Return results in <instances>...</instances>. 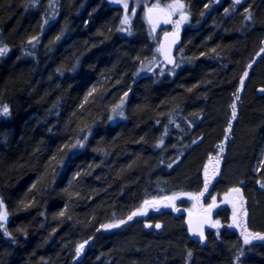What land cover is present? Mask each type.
Listing matches in <instances>:
<instances>
[{"label":"trees","instance_id":"1","mask_svg":"<svg viewBox=\"0 0 264 264\" xmlns=\"http://www.w3.org/2000/svg\"><path fill=\"white\" fill-rule=\"evenodd\" d=\"M126 2L0 0V264H264V243L225 232L191 242L182 215L128 219L203 192L222 146L205 200L238 188L248 231L264 235V176L253 172L264 0H180L188 24L171 76H136L151 46L139 19L122 33ZM119 100L125 118L111 124Z\"/></svg>","mask_w":264,"mask_h":264},{"label":"rangeland","instance_id":"2","mask_svg":"<svg viewBox=\"0 0 264 264\" xmlns=\"http://www.w3.org/2000/svg\"><path fill=\"white\" fill-rule=\"evenodd\" d=\"M134 2V8L131 11L130 15L124 17L127 18L128 23L122 24L123 29L122 33L125 36H133V24L136 20H140V23L143 25L144 35L147 37L150 42V48L147 46V50H149V59L140 63L136 76L141 75H154L159 74L163 75L167 73L168 75H173L174 70L168 69L166 64L162 61L159 51H158V41L160 37V33L158 31L149 27L144 20V12L147 9H159L166 15H168L171 19V31L181 32L183 28L188 24V19L184 15V10L179 7H175V0H131ZM156 5V7H153ZM168 5H173V8H169ZM123 19V20H124ZM165 76V75H163ZM125 108L126 102L125 100H119L109 109L108 113V121L111 124H116L119 121H122L125 118ZM222 149V146L219 147ZM223 151V149H222ZM221 154L212 156V161L208 163L205 172L203 173L204 185L207 182V191L211 187L212 183L217 178L219 172V160ZM264 148L260 149L257 153L256 163L253 167V172L259 177L264 176ZM261 172L263 175L261 176ZM264 183H262L263 185ZM207 191H203L204 195L200 196V193L189 195V193H180L178 197H168L161 198L158 200L150 201L149 204L145 205L144 211L138 212L137 216L140 219H146L149 215L158 216L161 213L172 212V214L183 215L184 213H202L206 211L207 206L210 204H216L217 209L220 210V214L222 219L216 218L214 219L208 234L210 237H219L221 233L225 232L226 234L237 236L238 238L245 241V238L248 239V243L257 244L264 243V239L259 238L260 236H264L258 233H253L248 231L247 229V212H246V203L242 198L240 191H229L223 197L220 198L219 201H216L213 198L210 202L205 200V194ZM143 213V214H142ZM143 215V216H142ZM136 218V217H135ZM134 218V219H135ZM226 219V222L223 220ZM6 221V214L3 208L0 206V222L4 225ZM144 230H149L150 228L147 226L146 222L143 223ZM155 227V226H154ZM155 229L159 230L158 227ZM247 229V231H245ZM156 260H154L155 262ZM157 262V261H156Z\"/></svg>","mask_w":264,"mask_h":264},{"label":"water","instance_id":"3","mask_svg":"<svg viewBox=\"0 0 264 264\" xmlns=\"http://www.w3.org/2000/svg\"><path fill=\"white\" fill-rule=\"evenodd\" d=\"M144 20L154 30L161 32L158 51L167 66L173 68L176 63L177 51L181 47V40L176 32L167 30L170 25L169 17L158 9H151V11L147 9L144 12ZM214 207V205H210L203 213H184V229L188 238L194 243L202 245L207 243L206 236L215 215ZM201 234L203 235V239H201ZM90 242L91 240L87 244Z\"/></svg>","mask_w":264,"mask_h":264},{"label":"snow or ice","instance_id":"4","mask_svg":"<svg viewBox=\"0 0 264 264\" xmlns=\"http://www.w3.org/2000/svg\"><path fill=\"white\" fill-rule=\"evenodd\" d=\"M236 3H240V0H236ZM124 6H125V8L127 9V7H128V4H127V2H126V0H125V4H124ZM153 7H156V5H153ZM168 7L171 9V8H173L174 6L173 5H168ZM175 7H179V8H183L184 7V5L182 4V3H180V0H175ZM133 11H135V10H133ZM149 11H151V9H149ZM249 19H250V16L248 17ZM122 23L123 24H127L128 23V20H127V18H125L123 21H122ZM5 52H7V48H0V55H2L3 53H5ZM249 67H251V65H249ZM247 75V73H245V76ZM241 83H243V80L241 81ZM232 110H233V119H235V116H236V106H235V104H233L232 105ZM8 108H7V106H5L4 108H3V113L4 114H7L8 113ZM193 143H195V141H193ZM169 167H171V165H169ZM262 187H264V185H262ZM205 191H207V182L205 183ZM233 191H239V189L237 188V189H233ZM189 195H193V194H189ZM200 196H203L204 195V192H201L200 194H199ZM145 203H147V201L145 202ZM138 213L137 212H133V214H132V216H129L128 217V219L129 220H131L132 219V217L133 216H135V215H137ZM61 215H63V213H61ZM121 223H123V221L121 222ZM114 225H106V226H104L105 228H110V227H113ZM156 227H159V225H157ZM245 231H247V229H245ZM7 234V233H6ZM258 236H259V234H257ZM259 238H261V239H264V236H260ZM201 239H203V235L201 234ZM245 244H247L249 241H248V239L247 238H245ZM83 248H84V244H81V245H79L78 247H77V249H76V255L77 256H79L80 254H81V252L83 251ZM189 255H191L190 253H189Z\"/></svg>","mask_w":264,"mask_h":264},{"label":"bare ground","instance_id":"5","mask_svg":"<svg viewBox=\"0 0 264 264\" xmlns=\"http://www.w3.org/2000/svg\"><path fill=\"white\" fill-rule=\"evenodd\" d=\"M167 30H169V29H167ZM159 33V32H158ZM160 36H161V33H160ZM160 38V37H159ZM176 64H177V56H176V63H175V66H176ZM174 66V67H175ZM173 67V68H174ZM167 68L168 69H173V68H169L168 66H167ZM223 149V148H222ZM222 149H216V153L214 154V155H219V153L221 154V155H224V149H223V151H222ZM166 199H168V198H166ZM137 218V215L136 216H133V218ZM140 217H141V215H140ZM183 217V219H184V216H182ZM183 222V221H182ZM184 226V225H183ZM186 236H187V234H186ZM187 238H188V236H187ZM189 239V238H188ZM190 240V239H189ZM191 241V240H190ZM191 242H193V241H191ZM194 243V242H193ZM195 244H198V243H195ZM198 245H202V244H198Z\"/></svg>","mask_w":264,"mask_h":264},{"label":"flooded vegetation","instance_id":"6","mask_svg":"<svg viewBox=\"0 0 264 264\" xmlns=\"http://www.w3.org/2000/svg\"><path fill=\"white\" fill-rule=\"evenodd\" d=\"M216 201H219V200H216ZM212 204H213V203H212ZM214 206H215V207H214V210H215L214 219H216V218H217V215H218V212H220V210L217 209L216 204H215Z\"/></svg>","mask_w":264,"mask_h":264}]
</instances>
